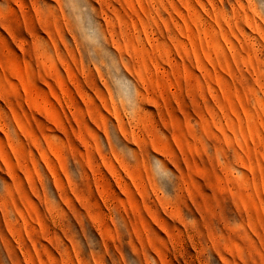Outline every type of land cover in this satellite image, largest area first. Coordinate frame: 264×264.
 <instances>
[{
  "label": "rangeland",
  "instance_id": "1",
  "mask_svg": "<svg viewBox=\"0 0 264 264\" xmlns=\"http://www.w3.org/2000/svg\"><path fill=\"white\" fill-rule=\"evenodd\" d=\"M0 264H264V0H0Z\"/></svg>",
  "mask_w": 264,
  "mask_h": 264
}]
</instances>
